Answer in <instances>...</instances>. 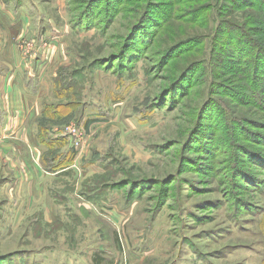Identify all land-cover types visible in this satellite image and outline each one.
Here are the masks:
<instances>
[{"label":"rangeland","instance_id":"1","mask_svg":"<svg viewBox=\"0 0 264 264\" xmlns=\"http://www.w3.org/2000/svg\"><path fill=\"white\" fill-rule=\"evenodd\" d=\"M30 38L85 139L47 196L2 162L0 264H264V0H0Z\"/></svg>","mask_w":264,"mask_h":264},{"label":"crops","instance_id":"2","mask_svg":"<svg viewBox=\"0 0 264 264\" xmlns=\"http://www.w3.org/2000/svg\"><path fill=\"white\" fill-rule=\"evenodd\" d=\"M4 33L12 36L5 37L6 40L14 39L17 28L7 26ZM57 59H59L57 48L54 51L52 48L43 51L42 58L27 61L21 58L18 50L15 51L13 43L0 44V165L6 161V158L12 157L13 152H17L19 190L27 186L29 191L33 192L43 180L47 182L49 177H54L53 179L56 180L69 173L68 168L49 172L45 167L51 154L47 146L48 140L59 139V142H68L70 145L69 137L64 135L68 123L61 126L54 125L49 130L40 123L44 107L55 103L52 87L55 68L58 66ZM47 131L48 134L45 133ZM45 134L48 136L44 137ZM61 138L63 140H60ZM55 147L59 149L57 155L67 149L66 144ZM29 151L34 163L28 159ZM44 184L39 187L41 190L45 189L44 194L47 196L49 186L45 184L44 187ZM38 203L40 205L43 203L50 211L64 208V204L54 201L53 198H45L42 203ZM83 260L85 264H109L93 253H86Z\"/></svg>","mask_w":264,"mask_h":264},{"label":"trees","instance_id":"3","mask_svg":"<svg viewBox=\"0 0 264 264\" xmlns=\"http://www.w3.org/2000/svg\"><path fill=\"white\" fill-rule=\"evenodd\" d=\"M60 72L61 71L55 72L52 87V93L55 99V103H52L50 105L47 104L44 107L42 119L40 121V123H42L48 130L54 125L61 126L67 124L69 122L71 113H74V108L77 109L78 106V102H76L73 98L77 99L80 95L77 93H71L70 95L66 94V92L63 90V83H65V81L62 78ZM82 105L83 104H81L80 106ZM72 106H74V108H72ZM91 123V121H86L84 123L85 131L89 130ZM45 133L48 134V131ZM46 134L44 135V137L48 136ZM60 140L63 139L61 138ZM65 144L67 145L66 151L64 153H61L60 155H57L59 153V149L55 146L61 147ZM73 145L74 144H71V142L70 145H68V142H59V139L48 140L47 146L50 148L51 154L49 156L50 160H47L46 162V170H48L49 172H56L57 170H60L62 168H69L73 164V160L78 156V148ZM95 261H97V259H95Z\"/></svg>","mask_w":264,"mask_h":264},{"label":"built area","instance_id":"4","mask_svg":"<svg viewBox=\"0 0 264 264\" xmlns=\"http://www.w3.org/2000/svg\"><path fill=\"white\" fill-rule=\"evenodd\" d=\"M47 47V48H46ZM51 48L50 45L39 42L38 39L30 38L19 41L18 51L21 55V58L27 61L37 60L38 57L41 58L42 52L49 50ZM64 135L69 137L74 143V146L78 148L81 145V142L85 139L83 138V132L79 127L76 126H68L64 130Z\"/></svg>","mask_w":264,"mask_h":264}]
</instances>
